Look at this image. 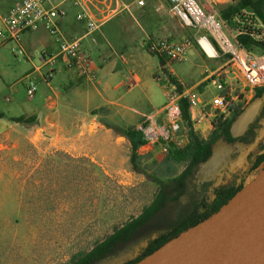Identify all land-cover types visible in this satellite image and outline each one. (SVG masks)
Segmentation results:
<instances>
[{"label":"rangeland","instance_id":"374dc122","mask_svg":"<svg viewBox=\"0 0 264 264\" xmlns=\"http://www.w3.org/2000/svg\"><path fill=\"white\" fill-rule=\"evenodd\" d=\"M215 9L218 11V8ZM262 11L264 13V0ZM119 17L123 20L122 30L137 35L135 25L125 19L126 12L114 18L106 28L117 23ZM136 22L141 24L139 20ZM182 32L184 37L194 43L192 53L186 52L185 60L181 63L164 65V73H171L185 88L192 89L208 104L216 94L214 88L209 84L202 88L191 87L200 78L202 66L212 61L199 50L190 30L182 27ZM109 40L115 48V55L125 60L123 64L117 63V79L132 72L139 83L129 92L125 87L120 88L109 99V105L95 98L87 108L98 106L94 111L99 121L122 128L136 124L141 120V115L144 118L153 116L150 118L153 128L160 129L165 123L162 115H156V112L165 100V74L159 72L157 57L147 53L140 43L133 44L130 37L111 35ZM13 46L0 38V264L124 262L135 256L151 237L166 230L175 218L189 208V203L197 199L193 198L195 190H200L201 194V187L204 186L202 194L208 200L214 189L229 185L232 177L244 168L247 157L262 144V134L258 131L248 143H229L218 138L210 145V157L206 164L193 167L185 177L179 196L176 195L169 172L164 167L162 173L156 171L166 155L161 152L158 138L137 150L140 165L136 170L127 161V145L115 162L98 163L100 170L86 162L76 164L71 160L53 158L52 162L41 164V172L29 177L27 158L37 153L45 154L51 148L43 147L36 152L30 144H26L25 138L28 135L31 137L38 126L27 131L33 125L14 124L10 120L31 115L43 118L50 114L44 109V104L45 97L53 98L52 93H59L62 103L74 118L83 117L86 107L72 97L68 86L74 79L60 61L43 65L35 55L40 50L38 48L29 51L23 49L25 58L15 57L10 52ZM216 54L219 58V54ZM36 68L41 75L51 76L47 85L41 75L36 73ZM28 79L36 88L31 99L25 96L24 88ZM147 97H150L153 107H149ZM195 131L199 138L206 140L211 130L201 135ZM174 139L178 147L183 146L182 137ZM169 164L167 166L173 177L181 174L186 167V164ZM110 170L119 173L114 174ZM258 171L255 169L244 181H251ZM160 191L166 198L162 207L144 220L128 240L115 242L99 258L88 257L114 231L121 230L137 218Z\"/></svg>","mask_w":264,"mask_h":264},{"label":"built area","instance_id":"2783aa9c","mask_svg":"<svg viewBox=\"0 0 264 264\" xmlns=\"http://www.w3.org/2000/svg\"><path fill=\"white\" fill-rule=\"evenodd\" d=\"M166 1L169 5L168 15L176 18L183 28L197 35L194 41L199 50L206 56L200 46V41L205 40L214 51L211 59L218 57L216 53L225 56L230 72L228 80L226 74L221 71H214L204 80L216 91L206 106L201 104L199 96L192 89L172 80L170 73L165 74V100L157 113L162 115L165 124L160 129H154L151 116L139 124L144 145L158 138L163 154H166L169 144L179 146L174 137H182L184 143L186 142L187 129L180 117L179 101H184L187 106L191 130L194 132L196 129L206 134L212 130L213 122L227 121L234 109L242 110L255 89H264V23L252 11L242 10L225 21L214 12V0H206L209 6L207 12H204L196 0ZM65 3L74 7L81 6L78 0H19L0 15V38L5 43L14 44L10 48L13 56L25 58L20 44L22 34L41 28L52 39L56 52L54 55L37 52L35 55L38 60L43 65H51L54 60L60 61L63 68L72 70L78 79L92 81L94 76L90 70L91 61L88 54L80 49L78 40H65L55 26V20L64 14L61 6ZM137 5L142 3L138 1ZM77 20L87 19L84 13H81ZM94 30L96 25L87 20L86 31L90 33ZM199 33L204 35L200 36ZM240 36L245 37L256 48L249 50L239 45L236 39ZM193 44L188 38L182 37L178 42L160 39L147 43L145 48L148 52L163 57L164 65H168L183 62L185 53ZM48 76L49 74L45 78ZM24 89L25 96L31 99L36 91L35 84L28 79ZM201 127L202 131L199 130Z\"/></svg>","mask_w":264,"mask_h":264},{"label":"crops","instance_id":"0c3cea01","mask_svg":"<svg viewBox=\"0 0 264 264\" xmlns=\"http://www.w3.org/2000/svg\"><path fill=\"white\" fill-rule=\"evenodd\" d=\"M78 1L80 2V7H74L70 3H65L61 6L64 14L55 20V26L65 40H78L80 49L87 53L90 58V70L94 76L92 81L78 79L72 70L67 71L74 79L72 84L75 86L72 84L68 86L71 89L72 97L83 103L86 107V114L80 118H74L70 115L68 108L62 103L59 93H52V99L50 96L45 97L44 109L50 111V114L43 118L32 115L28 116L33 118V121L30 123L33 126L27 128V131L32 130L36 126H38V129L31 134V137L28 135L25 138V142L26 144H30L36 152H39V149L43 147L51 148V150L49 152L46 151L45 154L41 155L40 153L38 155L37 153L36 156L27 158L29 177H33V175L41 172V164L52 162L53 158L65 161L71 160V162L76 164L86 162L92 168L100 170L101 167L98 163L115 162L121 156V150L126 149L128 144L123 138L116 136L110 130L100 125L96 115L91 116L89 114L90 111L96 110L98 106L87 108L90 105L89 102L95 98L99 99L100 103L109 105L111 103L109 99L120 88L125 87L127 92H129L139 83V79L132 72L121 77L120 80L117 79L115 73L117 63L123 64L125 60L121 56L117 57L115 55V48L110 44L109 40L111 35H120L125 38L130 37L133 44L140 43V47L145 50L147 43H153L160 39L178 42L184 37L182 26L178 20L167 13L169 5L166 0H132L131 2L128 0ZM138 1L142 5H137ZM17 2L19 0H0V15ZM198 3L204 12L209 11L206 0H199ZM234 3V0H214L212 8L214 11H216L215 8L221 10ZM122 12H126L125 19H128L135 25L137 35L126 29L122 30V17H119L117 23H114L111 28H106V25L114 20V18L120 16ZM81 13H84L88 21L96 25V30L90 33L86 31L87 20H77V16ZM137 20L141 21V24H138ZM190 33L194 41L197 35L192 31ZM199 35L203 36L204 33H199ZM20 44L22 49L29 51L30 49L38 48L40 49L39 52L46 55H54L56 52L52 39L41 28L23 33ZM193 48L194 45H192L187 53L191 54ZM219 56V58L215 59L206 57L212 63L202 66L200 78L191 88L206 86L207 82L204 80L214 71L223 72L226 74V80H228V73L230 72L228 61L227 59H222L225 56ZM56 61L54 60L52 63ZM164 67L166 66L163 65L162 68L164 69ZM159 72L163 75L165 74L160 66ZM36 73L38 76L41 75L39 70ZM46 75H41V78L47 85V81L50 80L51 76L45 78ZM170 75L172 80L180 83L171 73ZM156 80L158 81L157 77ZM147 100L149 107H153L150 97H147ZM199 101L205 106L211 102L210 100L207 104L200 98ZM160 109L157 110L156 115ZM142 117L141 115V120L131 127H138L142 120L148 118L146 116V118ZM199 130L202 131V127ZM199 134L203 133L199 132ZM143 147L144 145L140 148ZM102 152L105 154L102 155ZM110 172L114 174L119 173L116 170H110Z\"/></svg>","mask_w":264,"mask_h":264},{"label":"trees","instance_id":"16d2710c","mask_svg":"<svg viewBox=\"0 0 264 264\" xmlns=\"http://www.w3.org/2000/svg\"><path fill=\"white\" fill-rule=\"evenodd\" d=\"M263 0H237L234 4L228 5L221 10H218V16L225 21H228L233 15H236L242 10L252 11L263 23H264V13L262 11ZM209 40V39H208ZM237 43L243 46L246 49H254L256 46L249 42L245 37L240 36L236 39ZM212 43V42H211ZM212 46L213 43H212ZM215 48V47H214ZM147 51V50H146ZM150 55H155L147 51ZM158 59L159 66L164 72L162 68L164 65V59L160 55H155ZM156 78L155 76H153ZM200 88V87H198ZM260 98L262 100V106L259 111L258 117L253 121V123L246 128L237 138L232 139L228 134V127L230 122L240 113L241 110L238 108L234 109L233 114L230 119L227 121H219L216 120L212 123V130L210 131L206 140H202L198 137L196 133H194L188 122L187 115V106L184 101H179L180 107V117L182 123L185 125L186 131V142L183 146H174L169 144L167 148V152L165 158L161 165L157 166L156 171L158 173H162V168L164 167L165 171L169 172V175L172 176V182L174 184V188L176 191V195L179 196L183 191V182L185 177L190 173V170L193 167L205 165L207 160L210 157V145L216 141L218 138L223 139L229 143L232 142H250L254 137L255 132L258 131L262 134V144L259 146L257 151L248 156L245 162V166L241 172H238L235 176L232 177L230 184L227 186L219 187L214 189L211 192L210 199L206 200L203 196L204 186L201 187L203 192L200 194L195 190V194L193 198L197 199L195 201L189 203L188 209L186 208L180 216L175 218L172 221L171 225L160 232L147 241L142 248L136 253L135 256L130 259L117 263V264H135L145 256L151 254L163 244L168 242L169 240L175 238L180 233L186 231L187 229L197 225L203 220L207 219L209 216L214 214L220 207H222L233 195L241 190L243 187V182L246 177L251 174L255 169H257L264 162V89H255L252 99ZM98 111L104 112V110L99 109ZM91 116L96 115V111H90ZM14 124H29L33 121L32 117L28 118H15L10 120ZM98 123L102 125L105 129L110 130L116 136H119L126 141L129 147V155H128V163L133 170H136L140 165V159L137 155V150L141 146L144 145V141L141 137L139 126L136 128L133 127H117L114 125L106 124L103 121H99ZM168 163V164H167ZM169 163H173L175 165L178 164H186L185 169L179 174L177 177H173V173H171ZM167 164V165H166ZM154 165V164H152ZM156 168V167H155ZM164 174V173H163ZM163 197V193L160 191L154 197L153 202L142 212L140 215L130 221L127 225H125L121 230L114 231L110 237H108L103 243L97 246V249L92 250L89 253L91 259L99 258L103 253L107 252L109 248L115 244L117 241H126L128 240L134 232L138 229V227L142 224L144 220L149 218V216L156 212L157 209L162 207V204L165 202ZM84 258L86 256H83ZM87 257V258H88ZM92 261V260H91Z\"/></svg>","mask_w":264,"mask_h":264},{"label":"water","instance_id":"95a60500","mask_svg":"<svg viewBox=\"0 0 264 264\" xmlns=\"http://www.w3.org/2000/svg\"><path fill=\"white\" fill-rule=\"evenodd\" d=\"M253 99L230 122L237 138L257 117ZM248 183L207 219L180 233L135 264H264V162Z\"/></svg>","mask_w":264,"mask_h":264},{"label":"bare ground","instance_id":"6f19581e","mask_svg":"<svg viewBox=\"0 0 264 264\" xmlns=\"http://www.w3.org/2000/svg\"><path fill=\"white\" fill-rule=\"evenodd\" d=\"M200 46L202 47L204 53L206 54V57L211 58L214 56V51L205 40L200 41Z\"/></svg>","mask_w":264,"mask_h":264},{"label":"flooded vegetation","instance_id":"af4514ba","mask_svg":"<svg viewBox=\"0 0 264 264\" xmlns=\"http://www.w3.org/2000/svg\"><path fill=\"white\" fill-rule=\"evenodd\" d=\"M258 115H259V113H258ZM258 115H257V117H258ZM257 117H256V118H257ZM256 118H255V119H256ZM252 123H253V122H252ZM252 123H251V124H252ZM251 124H250V125H251ZM248 127H249V126H248Z\"/></svg>","mask_w":264,"mask_h":264}]
</instances>
